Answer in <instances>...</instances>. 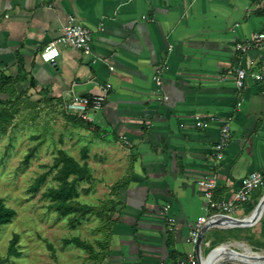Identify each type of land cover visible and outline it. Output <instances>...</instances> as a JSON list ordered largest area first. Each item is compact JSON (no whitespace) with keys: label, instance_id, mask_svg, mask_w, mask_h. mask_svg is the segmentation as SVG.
Returning <instances> with one entry per match:
<instances>
[{"label":"crops","instance_id":"obj_1","mask_svg":"<svg viewBox=\"0 0 264 264\" xmlns=\"http://www.w3.org/2000/svg\"><path fill=\"white\" fill-rule=\"evenodd\" d=\"M70 15L92 30L93 53L60 43L56 62H44L42 49ZM263 27L264 0H0V60L16 62L12 72L20 59L35 88L64 103L112 85L104 105L88 109L94 125L83 145L96 180L81 195L99 189L107 194L95 204L116 201L110 231L88 217L99 220L92 242L107 241L99 264H178L192 253L201 264L212 245L240 241L264 249V212L252 226L209 223L197 251L190 240L207 204L200 180L215 179L214 199L226 200L251 171L264 170V45L237 49ZM162 65L167 100L155 93ZM239 66L250 72L243 88L234 81ZM198 119L209 127H198ZM226 123L231 139L217 150ZM263 194L257 187L230 217H247Z\"/></svg>","mask_w":264,"mask_h":264},{"label":"rangeland","instance_id":"obj_2","mask_svg":"<svg viewBox=\"0 0 264 264\" xmlns=\"http://www.w3.org/2000/svg\"><path fill=\"white\" fill-rule=\"evenodd\" d=\"M15 63L4 62L0 64V68L10 74L11 66ZM27 85H10L6 93H10L12 88H16L18 93L22 88H27ZM5 105L0 103V109ZM8 106L14 111V117L8 123L7 131L0 132V197L7 206L14 208L17 214L11 223L0 226V264H99L89 259L84 250L63 243L64 238L74 235L93 241L99 235L94 232L99 220L86 218L77 228H72L69 218H60L48 208L50 200L43 195L49 187L57 184L53 178L56 169H52V165L58 151L65 149L81 159V149L89 137V129L66 117L64 101L56 100L49 93L37 88L29 89L15 105ZM34 146L37 150L26 162V156ZM94 167L98 173L97 165ZM44 172L49 173L46 182L37 192L32 191V184ZM105 194L107 192L97 189L95 195L82 194L80 199L95 204L105 197ZM254 208L255 206L251 208L246 218L252 215ZM14 233L20 236L18 249L21 254L8 256L10 240ZM237 236L246 237L241 233ZM240 242L241 244L237 243L236 247L232 248L240 252H245L247 247L258 253L264 251L245 245L244 241ZM49 244L54 247L55 257ZM219 245L214 244L207 248L203 256L206 257ZM225 259L236 264H245L237 259Z\"/></svg>","mask_w":264,"mask_h":264},{"label":"trees","instance_id":"obj_3","mask_svg":"<svg viewBox=\"0 0 264 264\" xmlns=\"http://www.w3.org/2000/svg\"><path fill=\"white\" fill-rule=\"evenodd\" d=\"M3 62V60H0V64ZM17 62L18 66L16 72L6 74L0 68V103L6 104L0 109L1 133L7 131V125L14 117V111H11V107H9L8 104L15 105L29 89L37 86L36 79L34 77H28L23 62H21L20 59H18ZM25 81L29 83L27 88H22L18 93L16 92V88V90L12 88L10 93H6V89L10 87V85L15 86ZM58 100L63 101L60 99ZM65 112L66 117L76 124L86 128H90L94 125L88 118H84L79 113L68 112L67 110ZM36 150V146L31 148L26 156V162L30 160ZM88 157L89 149L86 146L81 149V159H77L65 149H60L52 165V169H56L53 178L57 184L56 186L49 187L43 195L50 200L48 208L56 212L60 218H69V223L72 228H77L82 220L88 218L90 215H96L101 221L102 228L110 231L114 214V209L111 206H115L116 201L108 200L103 204H91L80 199L81 193L89 192L96 180L87 161ZM48 174V172L40 174L32 184L31 190L37 192L46 182ZM83 183H88L90 186L82 188L81 186ZM121 186H123V184L119 183L113 189L116 190L117 188H121ZM16 214V210L7 206L3 198L0 197V226L11 223ZM19 240V234L14 233L13 238L10 240L8 256H18L21 254L18 249ZM106 242V240L92 242L77 235L63 239L65 245H74L84 250L88 254L89 259L98 263L106 259L109 254L108 248L105 247ZM49 247L53 251L55 257L53 245L49 244ZM97 247H100V250H98Z\"/></svg>","mask_w":264,"mask_h":264},{"label":"built area","instance_id":"obj_4","mask_svg":"<svg viewBox=\"0 0 264 264\" xmlns=\"http://www.w3.org/2000/svg\"><path fill=\"white\" fill-rule=\"evenodd\" d=\"M66 44L74 49L82 51L86 54H92L94 48L92 30L78 22L74 15H70L62 34L50 41L41 51V58L46 63H55L60 56L59 44ZM264 45V27L252 37L246 38L237 44V49L241 53H246L249 50L261 47ZM113 68V67H112ZM168 69L167 65L158 67L155 71L154 79L156 82L155 93L159 99L167 100L168 95L163 93V73ZM250 76L248 69L244 67H237L234 76L235 84L238 88H243ZM255 78L258 80L263 79L262 74H256ZM112 85L107 83L100 94L94 96H82L78 95L68 100L66 110L68 112L79 113L84 118L88 117L89 107L100 109L106 100V96L110 91ZM211 121L198 119L196 122L198 127L207 128ZM221 140L216 145L217 150L224 149L231 139V124L226 123L221 129ZM199 184L205 187L206 207L205 214L198 217L195 222L194 228L191 232L190 240L194 245V251L199 250L201 243V235L205 232L206 226L213 220L230 216L240 205L247 203L252 196L253 191L260 186H264V170L251 171L246 175L242 181L239 189L234 193L231 199L216 200L214 199V189L217 186L215 179H202ZM170 206L164 207V213L167 214L166 219L169 224V229L173 230L175 226V218L168 214ZM178 264H198V260L194 253L188 255L186 260L180 261Z\"/></svg>","mask_w":264,"mask_h":264},{"label":"bare ground","instance_id":"obj_5","mask_svg":"<svg viewBox=\"0 0 264 264\" xmlns=\"http://www.w3.org/2000/svg\"><path fill=\"white\" fill-rule=\"evenodd\" d=\"M257 216H258V212H255V213H252V215H250L248 218H245V219L228 220L230 218H223V219H216V220L210 222V224L211 223L221 224V225H228V224H232V223H234V224L235 223L246 224V223H250L251 221H253ZM224 258L237 259V260H240V262L246 261V262H250V263L257 262V263L263 264L264 263V251L262 253H255L247 247L245 252L235 253L230 248L225 246L223 248L216 250L212 254V256L210 257L209 261L217 263L219 260L224 259ZM207 263L208 262H205V264H207Z\"/></svg>","mask_w":264,"mask_h":264},{"label":"water","instance_id":"obj_6","mask_svg":"<svg viewBox=\"0 0 264 264\" xmlns=\"http://www.w3.org/2000/svg\"><path fill=\"white\" fill-rule=\"evenodd\" d=\"M253 213L255 212H258V216L253 220L251 221L250 223H246V224H239V223H233L231 226H252V225H255L262 217L263 215V212H264V194L262 195V197L260 198V200L258 201L257 205L255 206V208L253 209L252 211ZM224 218H230V219H237V218H233V217H230V216H226ZM246 218V217H245ZM215 224V223H214ZM209 225V224H208ZM208 225L206 226V228L208 227ZM205 228V229H206ZM204 233L201 235V238H200V243L202 242V237H203ZM228 247L230 248L232 251H234L235 253H242L232 247H230L228 244H220L219 246L215 247L214 249H212L208 255L204 258L201 259V264H205V262H208L207 264H215L216 262H211L209 261L210 257L212 256V254L220 249V248H223V247ZM254 252V251H253ZM255 253H258V252H255ZM245 264H260V263H250V262H246L244 261ZM264 264V263H263Z\"/></svg>","mask_w":264,"mask_h":264}]
</instances>
